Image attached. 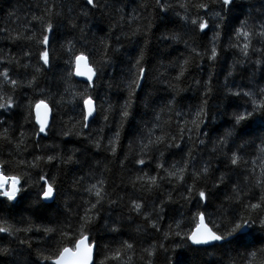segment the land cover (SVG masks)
Listing matches in <instances>:
<instances>
[{"label": "snow or ice", "instance_id": "snow-or-ice-1", "mask_svg": "<svg viewBox=\"0 0 264 264\" xmlns=\"http://www.w3.org/2000/svg\"><path fill=\"white\" fill-rule=\"evenodd\" d=\"M85 7L81 10L80 16L87 18L93 10H100L102 6L99 0H84ZM147 8V4L140 5ZM154 6L161 13H168L173 9V5L167 0H154ZM63 7V5H61ZM178 7L183 10V15L176 12V16L183 21L184 26H189L193 40L199 35H204L209 29H214L211 48H204L201 52L199 48L193 45L189 54L181 61L170 62L171 66L178 68L177 75L173 77L175 81H181L188 71L189 66L197 59L207 57L208 61L215 63L220 55V41L222 32L229 28V21L233 14L244 7L238 4V0H178ZM56 5H48L45 0V7L41 15H33L28 24L31 27L26 29L24 34L17 33L12 35L9 33L8 39L17 42L21 39L34 41L38 49L37 64L34 66V73L31 79L26 82L13 79L7 68L0 71V110L9 112L19 107L14 95L8 94L5 89H10L11 93H15L18 88L32 89L36 92L39 89L41 96L44 89L39 86V77L51 71L54 63V38L57 31V23L55 17L64 18L62 11H56ZM247 13H241L243 18L237 17L236 23L231 25L233 36L226 48L237 50L244 58L237 59L225 77L224 98L226 100L235 99L243 100L242 105L235 106L230 116V123L222 133L212 142L211 152L216 158H223L225 171L219 176L214 174V170L210 163L206 162L202 167H192L194 159L192 149L185 154L187 159L173 162L165 167V163L161 159L156 163L158 170L156 175L143 172V175H137L134 180H130L133 188L139 185L141 190L151 193L155 189L160 188V182L167 181L174 185L173 192L167 194V199H161L159 204H153L151 211H146V205L138 199H131L128 204L129 213L134 212L137 217L143 218V223L138 224L136 232H162L160 221L164 219L162 213H165L168 204L177 203L174 194L179 196V201L191 204L195 202L197 211L191 217L194 227L188 230L182 229V220L175 221V228L170 224L167 231L162 232L163 239L157 243H150L147 247L140 248L139 260L142 264H154L153 257L159 251L168 252V246L163 242L167 240L175 241L179 238L178 243H174V250L186 248L190 251L207 252L209 248L221 250L227 249L235 243L244 247L243 253H238L237 257H232L229 264H264V240L257 241L255 234L264 235V135L253 137L246 135L244 129L251 122L259 120L264 125V85L259 83L256 87H237L233 89L228 87L227 79L233 75V70L237 64H243L250 58L251 53H259V57L253 61L257 69L264 72V0H258V4H248ZM72 9H69L71 11ZM67 17V23L70 29H79L83 34L87 28V21L83 27L79 25L77 20ZM123 19V17H121ZM137 17H131L129 24L135 22ZM39 24V30L33 31L32 28ZM156 27L151 21L147 25H137L131 29V36L143 35L147 37ZM3 31H7L6 29ZM30 33V34H28ZM128 35V33H125ZM162 39L171 43L183 42L188 47V41L184 40L180 32L169 31L162 33ZM119 40V37H117ZM254 42H258L261 46L255 47ZM100 53V60L94 61L91 53L87 49L77 50L73 40H66L60 45L67 58L64 60L67 68L65 74L61 77L65 87L64 93L60 94L59 100L52 101L50 107L49 101L51 96H43L37 99L33 96L26 106L27 114L23 117V124H30L35 113V124L30 133L21 130L18 137L9 135V128L4 127L0 131V145H10L11 151L5 158L0 154V211L6 208H14L19 202L31 196V206L34 211H42L49 207L48 202H54L60 196V188L58 182L50 172L44 171L45 168L55 167L56 164L68 165L78 164L80 161L77 157L79 149H73L69 152L56 151L55 145L40 144L41 137H46L55 122V113L53 108L57 105L65 103H74L77 107L82 103L83 107L78 119H71L59 132L63 137L75 135L84 137L97 150L104 147L105 151H110L113 156L117 153L119 145L121 129L124 124L134 117V109L137 101L140 99L138 89L143 87V82L148 78V69L145 67L147 56L149 55V41L145 39L143 46L139 47L136 55L132 58L129 69V78L123 81V88L127 92V97L123 104L119 105L120 123L117 126L113 136L109 138L108 145L103 146L101 139H93L89 134L85 136V129H88L96 116L105 113L103 119L107 121L109 116L106 114L112 111L114 106L109 105L108 109L98 106L95 98L89 92L96 86V80L103 73V69L111 62L109 53H119L120 48H113L111 44L105 43ZM30 51H25V57H31ZM11 63L12 61H8ZM17 65L25 69L32 67L30 64L22 63L20 60L15 61ZM74 77H82L86 81L83 91L78 90L79 81ZM158 79V77H154ZM197 85L201 81H196ZM174 90L178 89L176 84L170 82L169 85ZM204 98L189 120L183 122V126L179 127V135H172L165 132L163 126L159 123L162 119L161 113L167 109L169 112L174 110L177 103L175 95L168 99L159 111L153 107L150 96H146L143 101L144 109H151L154 114L153 127L148 130L146 136H139L141 141L138 158L135 160L137 165H146L145 156L152 151L153 148L159 149L160 145L167 148L182 149L184 134L187 132L188 140H192L195 135L201 145L206 141L199 139L203 134L205 121L209 118V97L213 94L211 85V76L209 80L203 83ZM65 95L70 100L65 99ZM242 108V110H240ZM178 117L181 115L179 111L175 112ZM51 118V122H50ZM5 122L0 121V126ZM164 124L170 126L171 117L164 121ZM38 125V128L36 127ZM189 125H191L189 127ZM159 128L161 135H156L153 139L155 130ZM102 131V129H101ZM37 137L35 141L30 137ZM147 140L144 143V140ZM179 141V142H178ZM258 141V143H257ZM31 144L32 150H29ZM131 149V144H130ZM51 149V151H49ZM251 149L252 152L248 150ZM39 150V151H37ZM25 153L31 155V159L25 158ZM254 153V154H253ZM164 151H160V157L163 158ZM128 159L126 154L124 160ZM124 166V161H121ZM192 169L189 171V169ZM11 169V173L9 172ZM257 169L259 172L257 173ZM139 171H143L141 168ZM161 172L164 175H161ZM35 173V178H33ZM235 177V179H233ZM83 177L74 181L77 190L83 182ZM189 180L191 183H189ZM222 188L227 189L223 200L219 203L215 210L216 219H212V213L208 211L214 195ZM83 192L87 193V199H84L77 208L74 218L67 219L62 225L41 224L34 225L31 221H21L20 224L10 222L8 219L0 217V257H13L15 264H97L95 259L99 248L98 242L93 235V231L98 226V222L102 219L101 210L107 203L109 207L118 206L123 199L119 197L113 199L112 195L107 191L106 182L103 178L98 179L95 183H88L83 188ZM67 204V201L65 202ZM70 208V205H68ZM131 219V217H129ZM104 227L112 233H120L122 224L115 221L109 225L104 222ZM42 233L40 240L33 243L28 239V233ZM24 234V238H21ZM6 240V243L3 241ZM18 241L21 246L20 251L11 245ZM49 244L48 247H40V244ZM259 245V246H257ZM137 250V241L130 237L122 240L115 248L105 245L103 259L99 260V264H134L133 257ZM26 251L27 256L22 253ZM131 253L132 255H129ZM34 257V258H33Z\"/></svg>", "mask_w": 264, "mask_h": 264}, {"label": "trees", "instance_id": "trees-1", "mask_svg": "<svg viewBox=\"0 0 264 264\" xmlns=\"http://www.w3.org/2000/svg\"><path fill=\"white\" fill-rule=\"evenodd\" d=\"M48 5H56V11H62L64 18L55 17L54 21L57 23L56 36L54 38V63L51 71H47L39 77V86L44 89L43 96H51L52 100L49 101L50 107L52 101L59 100L60 94L64 93V83L61 77L65 74L64 60L67 58L65 52L60 48L66 40H73L77 50L87 49L94 61L100 60V53L105 43L111 44L113 48H120L119 53H109L111 62L103 69V73L96 80V86L89 89V92L95 98L98 106L108 109L111 104L114 106L112 111L107 112L109 119L105 121L103 115L100 113L96 116L95 120L91 123L88 129H85V136L89 134L93 139H101L103 146L108 145V140L114 134L120 123L119 105L123 104L127 97V92L123 88V81L129 78V69L131 66L132 58L136 55L139 47L143 46L145 39L149 41V55L147 56L145 67L148 69V78L143 82V87L138 89L139 100L134 109V117L126 122L121 129L119 145L117 146V153L115 156L110 151H105L104 147L97 150L89 141L84 137H77L75 135L63 137L59 132L65 127L67 122L71 119L79 118L82 103L77 107L74 103H65L60 106L57 105L53 108L55 113V122L48 136L41 137L40 144L55 145L56 151L69 152L73 149H79L77 157L78 164L60 165L56 164L55 167L45 168L44 171L50 172L58 182L60 188V196L56 201L49 203V207L42 211H34L30 204L31 196H26L14 208H6L0 211V217L8 219L10 222L20 224L21 221H31L34 225L41 224H64L67 219L74 218L78 209L77 206L81 205L84 199H87V193L83 192V188L88 183H95L96 180L103 178L106 182L107 191L112 195L113 199L122 197L118 206L109 207L106 203L101 210L102 219L98 222V226L93 231L99 248L95 257L97 264L99 260L103 259L104 246L109 245L113 248L118 246L122 240L134 238L137 241V250L133 257L134 264H142L139 260L140 248L147 247L150 243H157L162 240V232L168 230L171 224L175 228V221L182 220V229L188 230L194 227V222L191 217L197 211L195 202L188 204L179 201V196L174 194V199L177 203L168 204L165 213H162L164 219L160 221L162 232H136L138 224L143 223L142 217H137L134 212L129 213L128 204L131 199H138L146 205V211H151L153 204H159L161 199H167V194L173 192L174 185L169 184L167 181L160 182V188L153 190L151 193L141 190L139 185L133 188L130 180H134L137 175H143V172H148L151 175H156V163L161 159L165 163V167L171 165L173 162L187 159L185 155L189 149H192L194 159L192 160V167L200 168L206 162L210 163L214 174L219 176L222 171H225L223 158H216L211 152L213 141L217 136L223 132L225 127L230 123V116L235 106L242 105L243 100H226L224 98L225 77L227 76L230 66L233 65L237 59L243 60L244 58L235 49L223 50L228 45L230 38L234 35L231 31V25L236 23V18H243L241 13H247L248 4H258V0H238V4H243L244 7L238 9L231 20L229 21V28L222 32L220 41V55L218 60L213 63L208 61L207 57L204 59L197 58L188 68L185 76L181 81L173 80L177 75L178 68L171 66L170 62L181 61L189 54L190 48L195 45L201 52L204 48H211V41L214 29H209L206 34L199 35L193 40L189 26H184L183 21L176 16V12L183 15V10L178 7V0H167L168 3L173 5V9L168 13H161L155 6L154 0H99V3L107 8L102 7L100 10H93L87 17L80 16L81 10L85 7L84 0H47ZM147 4L148 7H141L140 5ZM63 5V7H61ZM45 7V0H0V71L7 68L13 79H18L26 82L31 79L34 73V66L37 64L38 49L35 42L21 39L17 42H12L8 39L9 33L16 35L17 33L24 34L26 29L31 27L28 21L31 20L33 15H41ZM69 9H72L69 11ZM137 19L131 25L129 21L132 16ZM67 17L75 19L79 17L77 22L81 27L87 21V28L83 34L79 29L72 30L68 26ZM123 17V19H121ZM151 21L156 27L152 32L144 37L131 36V29L137 25H147ZM7 31H3V30ZM33 31L39 30V24H36ZM169 31L180 32L184 40L188 41V47L183 42L171 43L162 39V33ZM128 33V35H125ZM30 34V33H28ZM119 37V40H117ZM255 47L259 48L261 45L254 42ZM30 51L31 57H25L24 52ZM259 53H251L250 58L241 66L237 64L233 70V75L228 77V87L236 89L237 87H256L259 83L264 85V72L257 69L253 63L258 57ZM12 61L9 63L8 61ZM16 60L22 63L30 64L32 67L25 69L17 65ZM211 76V85L214 89L213 94L209 97V118L205 121L203 131L208 133L207 136L201 135L199 139L206 141V144L201 145L195 135L192 140H188V133L185 132L184 140L182 142V149L167 148L165 145H160L159 149L153 148L147 156H145L146 165H137L135 160L138 158L141 141L139 136H146L149 129L153 127L154 114L151 109H144L142 101L146 96H150L153 102V107L159 111L164 103L175 95L177 103L174 110L169 112L167 109L161 113L162 119L159 122L165 132L172 135H179V127L183 126V122L189 120L197 107L200 105L204 98L203 83L209 80ZM158 77V79H154ZM74 80L78 81L75 77ZM201 81L200 85L196 81ZM170 82L176 84L178 89L176 91L171 88ZM86 82L79 81L78 90L83 91ZM8 94L14 95V98L19 107L12 109L9 112L0 110V121L5 123L0 126V131L4 127L9 128V135L18 137L21 130L30 133L33 125L35 124L34 116L30 124H25L23 129L19 125L23 124V117L27 114L26 106L29 100L36 96L37 99L43 98L39 89L33 92L32 89L18 88L15 93H11L10 89H5ZM66 100L70 97L65 95ZM242 110V108L240 109ZM179 111L180 116H176L175 112ZM171 117L170 126L164 124V121L169 120ZM51 122V121H50ZM71 127L70 124H67ZM191 125H189L190 127ZM38 128V126H36ZM102 129V131H101ZM246 135L259 137L264 135V125H261L259 120L251 122L244 129ZM159 128L155 130L153 139L156 135H161ZM35 141L37 137H30ZM144 143L147 142L145 139ZM179 142V141H178ZM258 143V141H257ZM131 144V149H130ZM10 145H0V154L5 158L8 157L11 151ZM29 150H32L31 144ZM164 151L163 158L160 157V151ZM39 151V150H37ZM51 151V149H49ZM252 152L251 149L248 150ZM128 159L124 160L125 155ZM254 154V153H253ZM25 158L31 159V155L25 153ZM121 161H124V166H121ZM143 171H139L140 169ZM192 169L190 168L189 171ZM11 173V169H9ZM259 169H257V173ZM161 175H164L161 172ZM83 177V182L79 186L80 190L76 189L74 181ZM35 178V173H33ZM235 179V177H233ZM189 183L191 181L189 180ZM227 189L222 188L217 192L211 203L209 204L208 211L212 213V219H216L215 210L219 203L223 200ZM67 201V204L65 203ZM70 205V208L68 207ZM131 217V219H129ZM107 221L111 225L114 221L117 224H122L120 233H112L104 227V222ZM42 233H28V239L33 243L40 240ZM24 238V234H21ZM257 241L264 240V235L260 233L255 234ZM7 241L4 240L3 243ZM169 248L168 252L159 251L153 257L154 264H229L232 257L238 258V253L244 252V247L239 243H235L227 249L216 250L209 248L207 252L204 251H190L186 248L174 250V243L179 242V238L175 241H163ZM49 244H54V241H49L48 244H40V247H48ZM20 251L21 246L18 241L11 245ZM259 246V245H257ZM27 256V252L22 253ZM129 255H132L129 253ZM34 258V257H33ZM0 264H15L13 257H0Z\"/></svg>", "mask_w": 264, "mask_h": 264}, {"label": "water", "instance_id": "water-1", "mask_svg": "<svg viewBox=\"0 0 264 264\" xmlns=\"http://www.w3.org/2000/svg\"><path fill=\"white\" fill-rule=\"evenodd\" d=\"M78 81H81V82H86L85 80H84V78H82V77H75ZM33 116H34V120H35V113L33 112ZM50 121H51V118H50ZM38 126V125H37ZM48 203H51V202H48Z\"/></svg>", "mask_w": 264, "mask_h": 264}]
</instances>
